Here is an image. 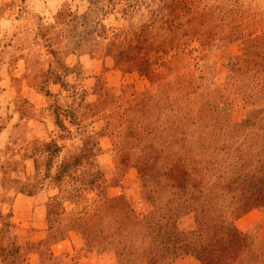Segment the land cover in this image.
Segmentation results:
<instances>
[{"label": "rangeland", "instance_id": "374dc122", "mask_svg": "<svg viewBox=\"0 0 264 264\" xmlns=\"http://www.w3.org/2000/svg\"><path fill=\"white\" fill-rule=\"evenodd\" d=\"M0 0V264H264V0Z\"/></svg>", "mask_w": 264, "mask_h": 264}, {"label": "crops", "instance_id": "0c3cea01", "mask_svg": "<svg viewBox=\"0 0 264 264\" xmlns=\"http://www.w3.org/2000/svg\"><path fill=\"white\" fill-rule=\"evenodd\" d=\"M28 0L26 2V5L28 4ZM1 12V11H0ZM1 13H4V12H1ZM3 14H0V27H4L6 26V23H7V18L6 16H2ZM13 44L14 42L12 43V45H9L7 47V49L5 50V53L3 54V57H2V60H1V63H7L10 67V62L13 61V60H17L16 58H14L12 55H11V52H13ZM2 64H0V68L2 67Z\"/></svg>", "mask_w": 264, "mask_h": 264}]
</instances>
